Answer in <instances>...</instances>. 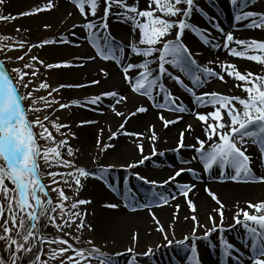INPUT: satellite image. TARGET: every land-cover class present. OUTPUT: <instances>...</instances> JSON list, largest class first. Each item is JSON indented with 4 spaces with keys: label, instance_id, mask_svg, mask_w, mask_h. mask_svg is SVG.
Wrapping results in <instances>:
<instances>
[{
    "label": "snow or ice",
    "instance_id": "snow-or-ice-1",
    "mask_svg": "<svg viewBox=\"0 0 264 264\" xmlns=\"http://www.w3.org/2000/svg\"><path fill=\"white\" fill-rule=\"evenodd\" d=\"M70 2L83 17V22L73 24V29H82L86 34L87 45L94 49L93 55L76 57L77 60L94 61L99 58L106 63H114L119 69L122 83L127 85L131 93L145 97L147 102H150L151 108L194 115L195 119L203 125L202 130L205 139L197 136L191 145L185 143V133L192 132L193 126L188 124L184 131L180 132L178 143L172 151L179 154L181 149H191L194 155L190 159H180L179 164L191 165L193 161H196L202 165V173L210 178H212L213 169H218V176L222 182L264 184V173L257 174L254 171L253 164L255 161L248 154L249 146L255 145L258 150L256 160L264 165V75L252 72L242 73L232 63L225 64L224 62L209 60L205 65H202L195 58L198 54L190 50L182 37L190 32L203 45L210 46L213 50L223 48L234 58L246 59L261 65H264V41H246L235 38L231 31H225L216 22V17L209 15L200 6L199 0H147V7L144 10L138 7L139 0H132L131 3L129 0H70ZM4 3L5 0H0V5ZM212 3L215 4V0H212ZM225 3L234 11V22L247 21L245 27L264 30V0H225ZM249 3L253 5L251 9L248 8ZM54 6V0H46L44 8H37L35 12L26 11L20 15L29 16L50 11ZM98 12L102 14L98 15ZM157 12L160 15H157ZM194 14L208 20L211 28L223 37L222 44L216 42L217 38L212 36L210 32L201 29L192 22ZM68 15L71 16L72 13ZM10 18L15 19V17L0 16V20ZM111 18L130 25L132 35L127 44L112 35L109 23ZM17 31L19 32L20 29ZM71 35L76 37L77 33L72 31ZM169 36H173V38L169 39ZM15 43L19 49L25 48L24 41L17 40ZM58 43L67 46L71 41L61 36L59 40H45L42 44H32L27 48L24 55L17 57V60H24L33 48L39 49L43 45L55 46ZM233 44L240 46L239 50L237 47H232ZM6 47H9V50H17L10 46ZM76 47H80V45L77 44ZM2 50L0 48V51ZM133 56L139 59L134 60L132 59ZM32 62H36L47 69L84 67L83 64H74L71 61L44 65L38 56H32L30 62L25 63L22 68L11 69V73L16 74L14 82L11 73L6 70L4 62L0 61V197L3 201L0 202V219H2L0 241L6 242L5 251L9 252L11 264H49L50 261L57 259H59V264H69V262L70 264H118L117 258L124 253L105 254L102 248L96 247L92 240L87 241L92 246L90 249H77L66 239L45 234L44 229L51 225L64 236L79 241V236H75L65 229H71L74 226L81 232L86 227L92 231L91 225L86 223L87 214H82L78 210V206L89 204L91 201L77 199L71 204V209L75 211H66L65 201L69 200L70 197L66 195L63 188L52 187L51 191L58 194L60 201L54 204L53 200L49 198L47 190L49 186L42 182L38 160L43 158L49 167L71 169L67 172L50 171L47 175L52 178V184L62 182L71 187L74 183L77 194L84 187L83 181L94 179L103 182L107 180L111 172L119 167L123 173L120 182L125 190L123 193L126 197L124 207L131 208L132 211L167 205L169 197L176 199V195L166 194V186L176 182V178L185 172L198 179L197 170L193 167H180L173 176L168 177L162 184L133 171L144 165L151 157L165 155L164 152H157L155 147V142L158 140L154 130L155 125H150L148 129L149 139L152 141L151 157L144 154L143 144H137L141 159L119 166L115 163L107 166L99 165L98 175L84 166H77L72 159H65L61 149H66V155L69 158L75 156L74 149L69 144L68 139H61L58 143L55 141L49 128L45 125V121L50 119L49 115H45L43 119L37 116L35 120L30 121L27 112H40L44 109L30 107L25 110L22 106V101L25 99H30L32 104L37 103V100L32 99V92L26 91L25 95H19L20 87L27 90L29 85L33 83L32 79L26 78L35 77L39 71ZM212 64H217L221 71H215L208 66ZM175 73H179V75ZM100 74L103 79H108L110 76V73L104 68L100 69ZM226 76L237 82H242L234 86L241 88L247 94V98L228 96L216 91H205L198 95L194 90L209 84L212 79L227 83ZM182 77L190 81L191 86H188ZM165 79L174 81L179 88L190 94L193 97L192 104L195 109L211 107L213 111L202 113L189 109L180 97L173 95L172 91L166 87ZM91 84L100 85L101 80L94 79ZM86 86L84 84H61L59 88H52L48 92V96L51 97L53 93L59 92L62 88ZM48 87L46 83L42 82L39 88L33 89V92L48 89ZM39 99L44 101L45 108L59 104L60 109H66L72 105L77 107L85 104L98 105L103 99H108L109 102L115 101V104L119 105L126 103L128 97L119 91L111 90L92 96L83 102L72 101V105L60 103L55 99L49 100L46 97ZM113 111L117 117L123 116L125 120L116 131L109 129V140L117 139L118 135L132 136L138 139L144 138L143 133L125 130V123L131 117L147 113L149 107L141 104L127 115L115 108ZM158 119L164 128H168L169 125L179 123L183 117L169 119L160 114ZM92 123H96V121H82L77 126ZM35 127L41 129L38 134L34 132ZM52 127L57 132L62 128L70 130V125L57 124L54 121ZM60 134L61 136L66 135L63 132ZM72 138H75L74 134ZM39 140H45L50 145L54 144L55 146L42 149ZM97 144L103 152L115 148L113 144H102L99 139ZM93 163H97V161ZM56 177H61V179L57 180ZM64 177H71V182ZM132 179L153 188L151 196L143 203L140 202L138 193L130 187ZM5 181L10 182L14 187L10 189ZM175 186L179 194L185 198L189 210L196 213L198 209L189 198V193L193 191L195 185L176 182ZM108 187L113 191L117 190L112 184H109ZM156 189L160 190L157 191ZM204 191L219 206L212 210L217 213L219 222L211 213L207 216V221L210 223L208 227L201 225L195 214L191 217H185V219L190 218L193 221V227L189 235L175 241V247L189 253L187 264H202L198 242L204 241L208 242L210 249L218 248L222 258L228 264H244V251L225 238V234L236 229L237 226L243 231L245 246L250 249V264H264V202L247 203L248 210L239 208L237 205L239 210L232 217L234 223L226 226L225 205L209 188H205ZM104 207L115 209L119 208L120 204L109 202ZM174 207L179 209V205ZM58 210L59 219L62 221L60 223H57ZM249 210L253 211L250 212ZM150 214L158 225L155 230L163 235L167 246L172 247L173 240L169 239L165 228L154 213ZM175 217L176 214L174 213V219ZM200 228H204L203 236L197 234ZM137 240L138 235L134 234L132 236L133 243ZM45 243L48 245L59 244L63 247L49 248L50 254L45 260L41 259ZM158 248L159 245L156 248H148L142 254L144 259L147 260L154 256ZM69 250L73 255L65 256ZM126 251L132 257L130 264H137L138 255L134 253V249L130 247ZM0 264H7V262L0 258Z\"/></svg>",
    "mask_w": 264,
    "mask_h": 264
},
{
    "label": "bare ground",
    "instance_id": "bare-ground-1",
    "mask_svg": "<svg viewBox=\"0 0 264 264\" xmlns=\"http://www.w3.org/2000/svg\"><path fill=\"white\" fill-rule=\"evenodd\" d=\"M38 1L43 3L46 0ZM200 1L206 3L209 7V10H206L204 7L202 8H204L209 15L213 17L218 16L219 20L217 19L216 22L219 23L225 31H231L235 38L246 41H264V30H255L245 27L244 25L248 23L247 21L241 23L234 22V11L226 5L225 0H218L220 4L219 7L213 4L212 0H199V2ZM26 2L27 4H25ZM131 2L132 0H129V3ZM38 5L39 3L30 4L29 0H5L4 7L9 6L11 9H13V11L20 10L18 11L19 13H15L12 17L18 19L20 22V28H23L27 31L35 27V23H37L35 18H39V14H41L42 18L38 22H41V24L44 26L58 28L65 24V34L59 35L57 40L63 36L66 39H69L71 43L67 46L61 44H58L57 46L51 45V52L54 53L57 59L59 58L60 54H63V57H60V59L71 61L74 64H83L84 67H73L70 70L69 68L62 69L60 73L59 86L61 84H71L68 77L73 75V72L79 73L78 82L81 83L77 84H84L87 86L82 88H69L70 90H73V93L70 98L64 100V103L72 105V101L83 102L92 96L111 90L119 91L128 97L126 103H121L119 105L115 104V101L109 102L108 99H103L98 105L85 104L79 107L72 105L69 108H66L65 111H68L73 115L85 117L87 118V121H96V123H92V127L98 123V120H102L101 122L103 126H110L112 131H116L118 126L124 122L125 117H117L113 111V108H115L117 111L124 113L126 112L125 114L127 115L141 104L149 107V111L147 113L138 114L135 117H131L128 122L125 123V130L128 132L143 133V139H138L132 136L118 135L117 139L110 140L108 142V144L115 145L114 149H109L106 153V156H103L102 159L96 158L97 163H93L94 161H89L86 163V161H82L81 153L85 152L89 147L94 146V137L89 133H80L76 137V143L74 145L75 149L77 150L76 161L81 162L79 163L81 166L86 167L90 171L96 172L98 175L99 173L97 169L99 165H102L101 162H103V160H106L107 162V164L104 166L113 163L119 166L122 165L126 160L128 163L130 158H136L139 156L140 153L137 148V144H143L144 153H147V155L151 157V152H148V149H152V141L149 139L150 133L148 129L150 125H155L154 130L158 136V140L155 142V147L157 152H164L165 155L151 157L145 162V166L139 167L133 171L139 172L142 176L149 180H155L162 184L166 179H168V177L173 176L175 171L179 170L180 167H193L197 170V176L199 177L198 179L194 178L187 172L176 178V182L181 184L187 183L195 185L193 191L189 193V198L194 202L198 209L196 213H192L189 210L185 198L180 195L176 189V182L166 186V194L176 195V199H171V196L169 197V203L167 205L163 207L153 206L150 209L132 211L131 208L124 207L126 197L123 194L125 190L120 182L123 174L121 173L119 167H117L115 171L108 175V182H106L107 185H104L94 179L83 181L84 187L79 190V197L87 198L91 201L88 206L89 209L84 212L87 214L85 217L86 223L88 225H92L93 230H96L100 235V240L110 244L111 247L115 249L116 253H124V255H121L117 258L118 264H130L132 259L131 256H127L125 250L118 251L122 246H126L128 248V246L134 245L133 248H139L141 241L146 238V235H148V233L154 232L158 227V225L152 219V215L150 213H154L160 224L165 229L173 228V230L177 233L191 231L193 227V221L190 218L185 219V217H191V215L195 214L197 215L199 222H208L207 216L209 213H211L213 217L217 215V213L213 212L212 210L213 208H217L219 206L216 205L215 201H213L211 197L207 195V193L204 191L205 188H209L217 195L218 199H220L225 205V213L234 210L238 211L239 208L248 210L247 203L255 204L264 202V184L234 183L232 181L222 182L218 176V169H213L212 178H210L208 175L202 173V165L196 161H193L191 165L179 164L178 161L180 159H190L194 155L191 149H181L179 154L172 151V149H174L178 143L180 132L184 131L186 125L188 124L193 126L192 132L185 133V143L191 145L195 142L194 138L197 136H199L201 139H205L202 130L203 125L195 119L194 115L188 114L186 116L187 113L179 114L172 113L167 110L157 109V111H155L152 109L150 107V102L148 104L145 97L130 93L127 85L122 83L121 74L114 63H106L101 61L99 58L94 61L77 60L76 57H86L94 54V49H92L86 43V34L82 31V29H73L72 27L73 24H81L83 22V17L80 16L75 7L73 10L70 9L68 6V1L66 0H54L55 6L50 11H43L29 17L20 15L21 13L28 11V9ZM138 7L141 10H143L144 7L146 8L147 0H139ZM252 7L253 5L249 3L248 8L251 9ZM211 10L218 14H214ZM69 13H72V15L69 16ZM7 14L10 17L12 15V13L10 15L9 12ZM192 22L201 29H204L206 26L211 28V24L208 22V20L198 14H194L192 17ZM222 22L226 24V26L222 25ZM109 23L112 35L118 40H121L124 44H127L129 38L132 35L130 25L119 22L115 18H112ZM212 30L213 32H211V35L217 38L216 42L222 44L223 37L216 33L214 29ZM72 31L77 33L76 37L71 35ZM182 39L193 53L198 54L195 58L202 65H205L209 60L224 62L225 64L232 63L235 64L242 73L252 72L258 75H264V65L248 61L246 59L234 58L223 48L220 50H213L210 46L203 45L202 42L190 32H187L182 37ZM77 44H79L80 47H76ZM231 46L237 47L238 50L240 48V46L234 44ZM132 59L137 60L139 58H135L133 56ZM208 66L213 68L215 71H221L220 68L217 67V64ZM101 68L106 69L110 73L108 79L102 78V75L100 74ZM169 70L175 72V70L171 68H169ZM175 74L179 75V73ZM225 78L227 83L221 82L218 79H212L209 84L194 90L198 95L205 91H216L228 96H239L241 98H246V95H244L245 93L241 90V88L234 86L235 84L242 82H237L233 78H229L227 76ZM94 79H100L101 84L92 85L91 81ZM182 79H185V83L188 84V86H191L190 81L184 77H182ZM164 83L166 87L172 91L173 95L180 97L181 101H183L189 109L200 111L202 113L213 111L211 107L195 109L194 105L192 104L193 97L190 94L179 88V86H177L174 81L165 79ZM88 92L92 93V95H87L88 97L82 96ZM142 98H145V100ZM160 114H163L169 119L178 118L180 116H182L183 119H180L179 123L177 124L169 125L168 128H164L162 122L158 119ZM208 143L210 144L211 142ZM87 154L88 152L85 155ZM248 154H250L255 161L253 164L254 171L257 174L264 173V165H261L259 161L256 160V157L258 156V150L255 145L249 146ZM109 184L114 185L117 190L113 191L108 187ZM148 188H151L148 193L151 195L153 188L150 186H148ZM156 190L159 191L160 189ZM149 195H146L142 200L140 198V202L143 203L145 200H147L150 197ZM109 202L119 203L120 207L115 209L105 208L104 205ZM129 203L131 202L129 201ZM175 205H179L178 210L174 207ZM237 205H239V208ZM174 213L176 214L175 219ZM234 214L235 212L232 214V216ZM217 217L218 216H216V218ZM226 219L228 220V218ZM233 230H231L229 233H235L236 238L228 236L227 234H225V238L244 251V264H250V249L244 244L243 231L240 228L238 229V227ZM134 234L138 235V240L135 243L132 241V236ZM199 254L202 264H228L225 259L222 260V256L218 248L210 249L208 246L206 247L205 245L199 244ZM187 257L188 256H184V254L177 256L176 259L171 256L159 258L151 257L149 258V263L147 264H187ZM137 264L141 263L137 261Z\"/></svg>",
    "mask_w": 264,
    "mask_h": 264
},
{
    "label": "rangeland",
    "instance_id": "rangeland-1",
    "mask_svg": "<svg viewBox=\"0 0 264 264\" xmlns=\"http://www.w3.org/2000/svg\"><path fill=\"white\" fill-rule=\"evenodd\" d=\"M66 1H68L69 8L73 10L74 6L70 2V0H66ZM29 3L30 4L39 3L38 6H36V7L34 6L33 8L28 9V11H32V12H35V10L37 8H44L46 6V1L41 3L38 0H29ZM199 3H200L201 7H204L206 10L207 9L209 10V7L206 3H203L202 1H200ZM25 4H27V2ZM4 5H5V3L3 5H0V16H8L7 13L9 12L10 15L12 13V15H11V17H12L15 13H19L18 11H20V10H17V11L14 10L15 11L14 12L13 9H11V7H9V6L4 7ZM215 5L217 7L220 6L218 0L215 1ZM153 7H154V5H153ZM144 9H145V7L143 8V10ZM212 12L214 14H218L214 11H212ZM100 14H102V13L98 12V15H100ZM156 14L160 15L159 12H157ZM33 15H35V14H33ZM33 15H29V16H33ZM29 16H27V17H29ZM38 16H39V18L38 17L35 18V21H37V23H35V27L29 29L28 31L24 30L23 28L22 29L20 28V22L18 21V19H11L10 18L8 20H0V48L3 49L2 51H0V61L4 62L6 70L9 73H11L12 68H22L25 63L30 62V58L32 56H38V59L40 61H43L44 65L62 63V62L67 61L65 59H60V57H63V54H60L59 58L57 59L55 57L54 53L51 52V49H52L51 45H43L39 49L33 48L32 51L30 53H28V55L25 56L24 60H17V57L24 55L25 52L27 51V48L29 46H31L32 44H36V43L42 44V42L45 40H57L59 35L65 34V32H64L66 29L65 24L62 25L61 27H58V28H50V27L42 25L41 22H38L42 18L41 14H39ZM8 17H10V16H8ZM214 17H216V20L217 19L219 20L218 16H214ZM222 25L226 26V24H224L223 22H222ZM17 29H20V31L18 32ZM204 30H207V32H210V33L213 32V30L208 26H206L204 28ZM168 38L172 39L173 36H169ZM17 40H21V41L25 42V48L24 49H19V46L15 43V41H17ZM57 45H55V46H57ZM6 46H10L12 49H17V50H9V47H6ZM32 63L34 64V66L37 69H39V71L35 77L26 78V79H32L33 83L29 85V88L27 90L20 87L19 88V95H25L26 91L32 92V99L37 100L36 104H32L30 99H25L24 101H22V106L24 107L25 110H27L30 107L31 108L39 107V108H42L44 110H42L40 112H27L28 119L30 121H32V120H35L37 116H39L41 119H43V117L45 115H49L50 119H49V121H45V125L49 128V131L52 133V136L55 138V141L57 143L61 139H68L69 140V144L74 149L75 156L71 157V158L67 157L66 149H61V152H62V155L64 156L65 159L74 160L75 163L77 164V166H81L79 164L81 162L76 161L77 160V158H76L77 150L75 149L74 145L76 143V137L80 133H83V134L89 133V134H92L94 137V146L89 147L85 151L86 153L88 152V154L85 155L86 154L85 152L81 153L82 161H84V162L86 161V163H88L89 161H96V158L102 159L103 156H106L107 152H103L100 150V146L97 144V140L99 139L102 142V144H108V142L110 141L108 139V137H109L108 131L110 129V126L105 127L102 125V122H101L102 120H98L97 121L98 123L95 124L93 127H92V124L91 125L90 124H84L83 126L78 127L77 125H80L82 121H87V118L82 117L80 115H73V114L69 113L68 111H65V109H60L59 104H55L49 108H45V103H44V101L39 99L40 97H46L49 100L55 99V100L59 101L60 103H64L65 99H68L72 96L73 90H70L69 88L61 89L59 92L53 93V95L51 97H49L48 92L51 91L52 88H58V86H59L60 73H61L62 69H47L46 67L41 66L40 64H37L36 62H32ZM70 69L71 68H69V70ZM73 73H74L73 75H70L68 77L71 84L81 83V82H78L79 81V77H78L79 73L78 72H76V73L73 72ZM62 74H63V72H62ZM11 75H12L13 81L15 82L16 74L11 73ZM42 82L46 83L49 86L48 89H40L38 91L33 92V89L39 88V85ZM96 92H98V91H96ZM96 94H98V93H96ZM87 95L88 96L92 95V93L88 92V93L83 94L82 96H87ZM244 95H246V98H247V94L245 93ZM142 99L145 100V98H142ZM148 104H149V102H148ZM152 109H154V108H152ZM154 110L157 111V109H154ZM187 115L188 114H186V116ZM53 121L57 124L70 125V130L62 128V129H60L59 132H57V130L52 127ZM101 130H103V131H101ZM40 131H41V129L39 127L34 128V132H36L37 134ZM61 132L66 133V135L61 136V134H60ZM73 134L75 136L74 139L72 138ZM39 144H40L42 149L49 147V146H55L54 144L50 145L45 140H39ZM206 147H208V145H206ZM148 152H151V149H148ZM144 154L147 155V153H144ZM139 159H141V155L137 156L136 158H130V160H128V162H136ZM101 163H102V165L107 164L106 160H103V162H101ZM126 163H127V160L123 164H126ZM38 164H39V172H40L41 177H42V182L46 186H49L47 188V190L49 192V198H51L53 200L54 204L59 203L60 201L58 198V194L51 191L52 187L63 188L65 190L66 195L70 197L69 200L65 201L66 211H75V210L71 209V204L73 202H75L77 199L89 200L87 198H80L79 197V193L77 194L76 187H75L74 183H72L71 187L63 184L62 182L60 184H52L51 183L52 178L47 175V173L50 171L67 172V171H71V169H65V168H60V167H49L44 162L43 158H40L38 160ZM142 166H145V164ZM64 178L68 179L71 182V177H64ZM56 179L60 180L61 177H56ZM106 182H108V181L105 180L101 183L104 185L105 184L107 185ZM5 183L7 184V186L10 189L14 187L8 181H5ZM130 185L138 193L141 200L146 195H149L148 193L151 190V188H148L149 185H144V184H142V182H138L135 179L131 180ZM149 196H151V195H149ZM0 202H3L2 197H0ZM88 206H89V204L78 206V210L81 211V213L83 214L87 209H89ZM236 209H238V208H236ZM236 211L237 210L225 213V225L226 226L234 223V221L232 220V217H233L232 214ZM249 211L251 212L253 210H249ZM58 213H59V210L57 212V223H60L62 221H60ZM5 215H7V213H5ZM216 216H218V215H215L214 217L216 218ZM66 218L67 217L65 216V219ZM226 218H228V220ZM216 220H217V222H219V217H217ZM0 223H2V219H0ZM200 224L204 225L205 227L210 226V223L205 222V221H201ZM237 227H238V229L240 228L239 226H237ZM91 228H92V225H91ZM165 230L169 236V239L173 240V246L172 247L167 246V242L164 241L163 235L156 230L154 232L148 233V235H146V238L141 241V245L139 246V248H133L134 245L128 246V248H130V247L133 248L134 253L138 255V262L139 263H141V264L149 263V259L145 260L142 254L144 252H146L148 248H150V247L156 248L157 245H159V248L157 251H155V254L152 257L159 258V257H170L171 256V257H174L176 259L177 256H180L182 254H184V256L189 255V253L183 251L180 248L175 247V241L183 239L186 235H189L191 231L190 232L177 233L176 231L173 230V228H168ZM65 231H70L73 233V235L79 236L80 237L79 241L73 240L71 237L64 236L63 233H61V232H57L56 229L54 227H52L51 225H49L47 228L44 229V232L46 235L58 236L62 239H66L69 241V243H71L77 249H85V250L90 249L92 246L89 245L87 243V241L92 240L94 242L95 246L102 248V250L105 254L116 253L115 249H113L110 244H108L107 242L105 243V242L100 240V235L97 233L96 230H93V228H92V231H89L88 228L86 227L81 232V231H78L77 229H75V227L73 226V228L65 229ZM187 231H189V230H187ZM0 234H2V229H0ZM197 234L200 236H203L204 228L198 229ZM226 234L228 236L236 238L235 233L227 232ZM16 238L21 239L20 237H16ZM198 243L201 245H205L206 247L208 246L207 241L198 242ZM60 247H63V246L59 245V244L48 245L47 243H45L43 245V255H42L41 259L46 260L48 258L49 254H50L49 248L58 249ZM128 248L126 246H122L121 249H119L118 251H120V250L124 251L125 250V253L127 254V256H130V254H128L126 251ZM5 249H6V242L0 241V258L5 260L7 262V264H11L9 252L5 251ZM68 255H73V253L69 250V252L65 253V256H68ZM49 264H59V259H57L55 261H50ZM69 264H70V262H69Z\"/></svg>",
    "mask_w": 264,
    "mask_h": 264
}]
</instances>
